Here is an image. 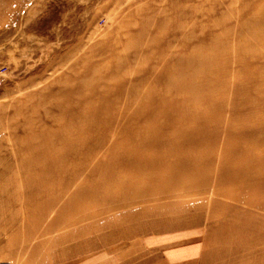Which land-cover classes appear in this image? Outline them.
Masks as SVG:
<instances>
[{"label": "rangeland", "instance_id": "obj_1", "mask_svg": "<svg viewBox=\"0 0 264 264\" xmlns=\"http://www.w3.org/2000/svg\"><path fill=\"white\" fill-rule=\"evenodd\" d=\"M0 264H264V0H0Z\"/></svg>", "mask_w": 264, "mask_h": 264}]
</instances>
